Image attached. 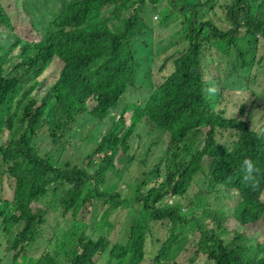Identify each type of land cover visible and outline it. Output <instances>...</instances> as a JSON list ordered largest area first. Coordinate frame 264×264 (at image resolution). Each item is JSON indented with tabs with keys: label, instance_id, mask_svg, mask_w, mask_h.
Wrapping results in <instances>:
<instances>
[{
	"label": "trees",
	"instance_id": "1",
	"mask_svg": "<svg viewBox=\"0 0 264 264\" xmlns=\"http://www.w3.org/2000/svg\"><path fill=\"white\" fill-rule=\"evenodd\" d=\"M55 1L60 4L56 12L41 14L42 21L30 20L34 28L46 30L42 38L21 44L20 40L7 45L0 42V176L5 175L12 190L10 200L0 198V228L6 249L13 254L11 264H16L33 243L42 241L48 216L43 204L50 200L46 195H59L58 207L63 216L70 214L72 226L75 218L82 222L80 212L88 195L83 196V192L91 180L93 195L110 204L104 220L126 201L140 207L128 224L125 240L114 242L107 252L110 242L104 237L92 240L80 234L74 238L69 264H95L93 258L101 251L105 252L103 264H194L199 260L202 264H264V230L244 229L264 222V180L251 190L241 183L237 172L246 157L264 170V125L256 128L250 110L241 119L226 116L224 109H214L204 93L208 82L202 65L205 46L218 51L232 47L242 68L253 65L254 59L249 63L246 54L256 44L264 45V0ZM162 1L168 5L162 9L163 22L171 14L179 18L185 47L172 59L171 72L149 91L144 103L119 107L138 61L131 31L138 20L144 23L145 3L161 8ZM11 28L0 4V30ZM242 42L249 48L243 49ZM56 60L62 67L37 103L32 95L40 86L37 78ZM7 67L18 73L6 76ZM243 79L244 89L254 95L248 77ZM79 116L99 122L110 118L84 156L83 165L62 164L58 157L61 146L39 150L37 140H63ZM146 119L168 137L165 148L152 156L156 160L152 176L161 179L145 192L137 185L128 197L123 189L109 192L105 185L109 169L119 155L129 151L131 139ZM226 133L230 139L221 143ZM202 170L218 199L222 198L221 189L225 195L234 191L239 196L232 214L243 229L235 227L228 238L223 237L221 207L202 205L193 210L190 202L203 199L202 195L194 200L196 192L182 210L180 199ZM63 184L70 186L59 192ZM162 220L169 221V234L144 263L150 223ZM36 264L58 263L53 254L44 252Z\"/></svg>",
	"mask_w": 264,
	"mask_h": 264
},
{
	"label": "rangeland",
	"instance_id": "2",
	"mask_svg": "<svg viewBox=\"0 0 264 264\" xmlns=\"http://www.w3.org/2000/svg\"><path fill=\"white\" fill-rule=\"evenodd\" d=\"M0 4L9 16L12 25L11 30H0V42H4L5 45L18 43L19 40L21 44V42H30L42 38L46 30L40 27L34 28L30 20L37 21L41 14L49 16L60 7V4L55 0H0ZM165 6L168 7L165 1L160 4L161 8L157 5L145 3L142 7L144 23L138 20L135 28L131 31V42L137 47L138 61L133 70L131 83L126 86L123 92L119 107H124L123 105L129 102L144 103L149 91L161 83L166 75L171 72L172 59L185 47V41L182 37L184 28L179 18L171 16V14L163 22L164 18L161 13ZM147 14H149V18L146 17ZM220 27L225 29L226 24L220 23ZM240 35L242 36V33ZM259 40L261 41L260 38ZM240 46L243 49L249 48V45L244 42L240 43ZM250 47L252 48L251 44ZM203 52V76L208 85L210 80L219 84V91L215 95H209L206 91L208 85L205 87L204 93L209 102L215 106V109L224 108L226 116L234 115L241 119L246 116L248 108H252L250 119L255 121L256 128L262 127L264 125V45L262 43L256 44L254 48L247 52V61L250 63L251 59H254L252 67L247 66V68H242L239 65L238 53L233 50L218 51L215 50V47L205 46ZM231 62L235 63L234 66H231ZM61 67L62 63L60 61H53L43 74L37 78L40 86L32 92L37 103H40L47 87ZM14 72L12 67H7L5 75L10 76L18 73ZM246 76L249 77L250 84L248 85L254 90V95L243 87L246 85L243 77ZM129 112L130 110L125 112L127 120ZM109 119L99 122L87 118V116H79L71 124V130L63 136V140L60 139L58 142L53 143L50 138H43L42 142L39 139L37 140L38 148L41 152H45L51 148L54 150L56 147L61 146L58 157L62 164L69 162V166L83 165L84 156L94 146L97 135L105 129L106 124L110 123ZM6 134L5 131L2 135L3 141L6 140ZM162 135L165 136L163 132L153 129L150 122L144 121L142 126H138L137 135L131 139L132 143L129 151L117 157L106 175L105 185L109 186L111 190L109 192L123 189L125 190L124 196L128 197L131 192L133 193L135 187L141 185L142 182H144L141 186L143 192L152 185L158 184L161 178L155 176L154 179L151 173L153 166L156 164V160L152 156L158 152V148L153 144L157 143ZM227 138L230 139V136L226 133L221 139V143ZM102 154L103 152L97 156L96 160L100 159L103 156ZM142 171H145L146 174L142 175ZM206 173L205 170H202L194 177L193 184L186 196L180 199V202L183 209H185L189 204V200L197 192L198 197H195L194 200L199 198L200 195L203 196V199L190 202L193 210L202 207V205L211 208L221 207L225 216L223 224L226 232L223 233V237L228 238L232 235L235 227L243 229L236 224L232 215L233 205L238 201L239 196L235 192H230L231 195H225L224 189H221L222 191L219 194L222 195V198L218 199L216 189H208L207 187L209 178ZM93 184L94 181L91 180L90 184L85 186L83 192V196L86 193L88 195L80 212L82 222L75 218L73 226L71 225L72 218H70V214L67 213L63 216L61 208L58 207L59 195L55 197L49 194L46 195L47 199L50 197L49 204L46 197L40 203L46 201L43 205L48 211L45 224L46 230L45 234L42 235V241H37L28 247L26 253L17 258L16 264H36V258H39L44 252L53 254L58 264H69V250L80 234L84 238H91L92 240L99 237L106 238L110 243L105 252L110 250L114 242L125 240L128 224L131 223V219L140 206L137 203L132 205L131 202L126 201L117 209L111 210L109 215L104 217L106 219L104 220V211L110 204L93 195L91 191ZM69 186V184L59 186V192L66 187L69 188ZM11 194L12 190L8 187L5 175H1L0 198L10 200L12 198ZM80 224H85L83 229L79 228ZM244 229L261 232L264 230V222L251 223ZM167 231L169 234V226L165 223V220L150 223V230L145 240L146 260L144 263H148L150 258L155 255L156 250L166 238ZM5 239L6 237L0 228V264H11L13 254L7 251ZM101 252H97L94 256L95 264H103L105 252ZM194 264H202V261L199 260Z\"/></svg>",
	"mask_w": 264,
	"mask_h": 264
},
{
	"label": "clouds",
	"instance_id": "3",
	"mask_svg": "<svg viewBox=\"0 0 264 264\" xmlns=\"http://www.w3.org/2000/svg\"><path fill=\"white\" fill-rule=\"evenodd\" d=\"M226 50H233L232 47H228L226 48ZM238 60H239V65H240V58L239 56H237ZM234 62H231V66H234ZM203 65V63H202ZM241 66V65H240ZM252 67V65L250 66ZM249 75V74H248ZM248 77V76H246ZM248 80H249V77H248ZM245 81V80H244ZM206 91L208 92L209 95H215L218 91H219V84L216 82V81H209V85H208V88L206 89ZM215 109V108H214ZM218 109V108H216ZM220 109H224V108H220ZM242 109V108H241ZM225 110V109H224ZM252 111V108H248V111ZM247 111V112H248ZM247 114V113H246ZM234 116V115H232ZM246 117V116H245ZM240 118V117H238ZM147 122H150L148 119H146ZM151 123V122H150ZM151 126L152 128L156 129L158 132L161 131L165 134V136L162 135V137L159 139V141L157 143H154L153 145L156 146L158 148V150L160 148L164 149V144L168 141V137H167V134L156 128L155 126H153V124L151 123ZM207 128H203V131H205ZM151 131V130H149ZM148 131V132H149ZM147 132V133H148ZM137 133V132H136ZM162 134V133H161ZM157 154H159V151L157 152ZM149 155V154H148ZM238 174H239V178L241 180V183L247 187V188H250L251 190H256L257 188L260 187V184H261V181L264 180V170H262L256 162H254L251 158H244L242 161H241V164L237 170ZM142 175L146 174L145 171H142L141 172ZM198 174V173H197ZM196 174V175H197ZM194 180V179H193ZM194 182V181H193ZM144 184V182L141 183V186ZM193 184V183H192ZM156 185V184H155ZM154 185V186H155ZM209 186V184H208ZM209 188H212L209 186ZM230 192H234V191H230ZM236 193V192H235ZM205 198V197H204ZM238 202V201H237ZM236 202V203H237ZM235 203V204H236ZM235 204L233 205V207L235 206ZM186 209V208H185ZM184 210V209H182ZM232 213H233V209H232ZM233 215V214H232ZM234 217V216H233ZM134 218V217H133ZM235 219V218H234ZM235 222L236 224L240 227L239 223L237 222V220L235 219ZM258 222V221H257ZM166 224H168L169 226V229H170V225H169V221H165ZM256 223V222H255ZM246 224H244L245 226ZM167 234H168V231H167Z\"/></svg>",
	"mask_w": 264,
	"mask_h": 264
}]
</instances>
